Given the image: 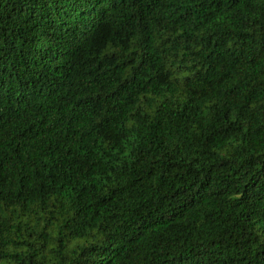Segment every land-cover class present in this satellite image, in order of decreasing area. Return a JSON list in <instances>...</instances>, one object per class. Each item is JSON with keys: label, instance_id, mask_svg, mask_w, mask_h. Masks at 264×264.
<instances>
[{"label": "trees", "instance_id": "trees-1", "mask_svg": "<svg viewBox=\"0 0 264 264\" xmlns=\"http://www.w3.org/2000/svg\"><path fill=\"white\" fill-rule=\"evenodd\" d=\"M0 264H264V0H0Z\"/></svg>", "mask_w": 264, "mask_h": 264}]
</instances>
